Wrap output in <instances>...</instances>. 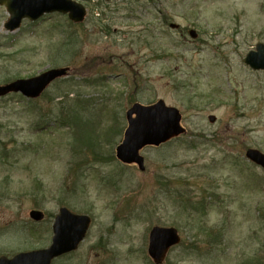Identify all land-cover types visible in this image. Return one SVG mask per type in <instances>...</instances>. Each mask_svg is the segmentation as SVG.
<instances>
[{"label":"rangeland","instance_id":"374dc122","mask_svg":"<svg viewBox=\"0 0 264 264\" xmlns=\"http://www.w3.org/2000/svg\"><path fill=\"white\" fill-rule=\"evenodd\" d=\"M82 5V27L51 16L14 32L0 7V84L70 69L33 103L0 98V256L46 247L64 206L91 225L53 264H153L154 226L181 238L165 264H264V170L244 158L264 153V73L243 63L264 44V0ZM158 100L187 132L143 149V171L119 163L129 104Z\"/></svg>","mask_w":264,"mask_h":264},{"label":"water","instance_id":"95a60500","mask_svg":"<svg viewBox=\"0 0 264 264\" xmlns=\"http://www.w3.org/2000/svg\"><path fill=\"white\" fill-rule=\"evenodd\" d=\"M10 15L5 28L13 31L19 27L22 18L37 19L43 13L58 11L68 13L74 22H82L84 10L81 5L63 0H0ZM194 34L192 33V36ZM245 64L254 70L264 71V45L257 44L255 51L249 52ZM66 68L51 69L39 76L16 80L0 86V97L20 92L28 98H37L55 79L66 74ZM180 114L174 108L165 107L162 101L151 106L133 105L126 112L127 127L121 143L115 149L116 158L123 164H135L143 170V159L139 151L148 146L158 147L184 132L180 127ZM214 122V117H209ZM246 158L264 168V154L249 149ZM30 217L40 221L42 214L33 211ZM90 219L84 215H74L61 208L52 225V239L49 247L30 252L19 253L13 258L0 257V264H50L63 254L77 249L88 230ZM180 239L174 228L153 227L149 232L147 253L153 264H162L168 251L178 245Z\"/></svg>","mask_w":264,"mask_h":264},{"label":"flooded vegetation","instance_id":"af4514ba","mask_svg":"<svg viewBox=\"0 0 264 264\" xmlns=\"http://www.w3.org/2000/svg\"><path fill=\"white\" fill-rule=\"evenodd\" d=\"M56 15H58V14H56V13H54V14H50V15H45V16H43L42 18H41V20H45V19H47V18H50L51 16H56ZM62 17H65L66 19H67V16L65 15H63ZM26 22V21H25Z\"/></svg>","mask_w":264,"mask_h":264},{"label":"trees","instance_id":"16d2710c","mask_svg":"<svg viewBox=\"0 0 264 264\" xmlns=\"http://www.w3.org/2000/svg\"><path fill=\"white\" fill-rule=\"evenodd\" d=\"M71 119L74 120V121L78 120V112L77 111H75V113H74V115H73V117Z\"/></svg>","mask_w":264,"mask_h":264}]
</instances>
